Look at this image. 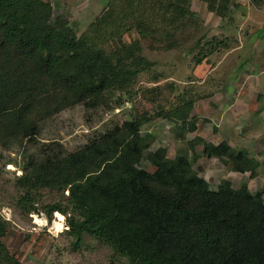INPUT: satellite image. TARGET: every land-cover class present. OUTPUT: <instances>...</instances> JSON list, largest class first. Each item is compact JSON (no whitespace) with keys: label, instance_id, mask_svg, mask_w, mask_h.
<instances>
[{"label":"trees","instance_id":"16d2710c","mask_svg":"<svg viewBox=\"0 0 264 264\" xmlns=\"http://www.w3.org/2000/svg\"><path fill=\"white\" fill-rule=\"evenodd\" d=\"M107 2L79 36L68 17H53L48 0H0L1 144L33 142L43 115L78 103L95 108L112 90L131 86L152 63L141 54L140 40L110 46L123 34L136 30L142 38L165 39L169 49L178 46L177 35L186 27L199 24L191 0ZM232 6L239 4L209 0L208 8L224 17ZM215 43L230 48L215 37L206 44ZM202 44L199 39L193 50ZM211 52L202 46L196 63ZM192 106L189 101L167 115L195 131ZM143 120L116 125L73 152L57 141L44 143L17 177L22 191L17 205L30 213L42 189L67 191V205L49 203L46 214L66 215L74 246L91 234L129 264H264L263 194L227 178L215 189L193 168V160L201 158L198 144L202 157L234 162L237 171L251 177L260 163L226 140L214 144L199 135L189 141L192 159L183 153L171 158L164 146L150 150L153 136L142 133ZM8 230L9 221L0 213V264H21L4 241Z\"/></svg>","mask_w":264,"mask_h":264},{"label":"rangeland","instance_id":"374dc122","mask_svg":"<svg viewBox=\"0 0 264 264\" xmlns=\"http://www.w3.org/2000/svg\"><path fill=\"white\" fill-rule=\"evenodd\" d=\"M48 1L53 6V17H68L79 36L108 5L107 0ZM232 3L239 6H232L222 17L209 10V0H191L199 24L178 34L179 43L174 48L165 49L167 40L142 38L136 30L123 34L110 46L113 42L140 40L141 54L152 63L131 86L124 91L112 90L95 108L78 103L43 115L33 142L20 139L0 143V213L9 221L4 241L21 264H110L112 260L129 264L127 258L114 256L109 245L91 234H85L83 242L74 246L73 237L67 233L66 215L57 211L52 217L46 214L44 207L49 203L67 205V191L63 195L42 189L37 209L30 213L17 205L16 197L22 192L17 177L23 173V165L50 141L73 152L101 132L145 117L141 130L153 136L150 150L164 146L171 158L183 153L192 159L189 141L198 135L214 144L228 139L236 151L245 149L260 163L257 176L237 171L234 162L202 157V144L196 146L201 158L193 160V168L215 189L227 178L238 186L247 182L253 193L264 196V4L257 7L251 0ZM214 37L225 40L230 48L219 42L206 44ZM199 39L204 49L212 52L197 64L202 46L196 51L193 46ZM189 101H193L190 121H195V131L186 130L167 115Z\"/></svg>","mask_w":264,"mask_h":264},{"label":"crops","instance_id":"0c3cea01","mask_svg":"<svg viewBox=\"0 0 264 264\" xmlns=\"http://www.w3.org/2000/svg\"><path fill=\"white\" fill-rule=\"evenodd\" d=\"M252 118H255L254 116L252 117ZM203 137V136H202ZM204 138V137H203ZM224 140H226V141H230V140H228V139H224ZM230 143V142H229ZM215 144H218V143H215ZM231 144V143H230ZM232 145V144H231ZM206 178V177H205ZM207 179V178H206ZM208 180V179H207Z\"/></svg>","mask_w":264,"mask_h":264}]
</instances>
